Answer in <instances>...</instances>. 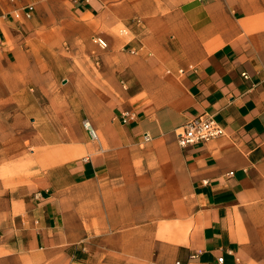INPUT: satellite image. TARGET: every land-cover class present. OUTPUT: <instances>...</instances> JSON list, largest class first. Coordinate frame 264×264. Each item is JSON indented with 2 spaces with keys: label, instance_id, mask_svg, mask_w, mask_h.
Masks as SVG:
<instances>
[{
  "label": "crops",
  "instance_id": "crops-1",
  "mask_svg": "<svg viewBox=\"0 0 264 264\" xmlns=\"http://www.w3.org/2000/svg\"><path fill=\"white\" fill-rule=\"evenodd\" d=\"M0 39V161L13 111L35 147L0 264H264V0H0ZM201 114L223 134L181 146Z\"/></svg>",
  "mask_w": 264,
  "mask_h": 264
},
{
  "label": "built area",
  "instance_id": "built-area-1",
  "mask_svg": "<svg viewBox=\"0 0 264 264\" xmlns=\"http://www.w3.org/2000/svg\"><path fill=\"white\" fill-rule=\"evenodd\" d=\"M72 1L78 2V0H72ZM84 1H88V0H84ZM33 11H34V5L26 4L22 9L14 10L13 16L17 19L21 18L22 16L25 18H31ZM135 23L136 24L140 23V19L136 18ZM121 32L125 33L126 28H122ZM95 40L100 46H106V43L103 39L96 37ZM0 43H1V39H0ZM134 118H136V114L133 110H123L120 112V119L124 123L128 122L129 120H133ZM83 126L88 131V133L92 138H96V132L88 120H85L83 122ZM223 132L224 129L222 125L217 120H215L212 115L201 114L187 121L185 124L181 126L178 142L181 146H186L188 144H194L197 142L210 140L212 138L222 135ZM142 139H143L142 142H148L151 139V137L149 134L144 133L142 135ZM229 173L231 174L232 172ZM34 195L39 196L40 192L36 191ZM217 261L222 262L223 258L218 257ZM175 264H180V262L176 261Z\"/></svg>",
  "mask_w": 264,
  "mask_h": 264
},
{
  "label": "rangeland",
  "instance_id": "rangeland-1",
  "mask_svg": "<svg viewBox=\"0 0 264 264\" xmlns=\"http://www.w3.org/2000/svg\"><path fill=\"white\" fill-rule=\"evenodd\" d=\"M27 4H33L34 8H35V2H29ZM26 5V4H25ZM20 10V9H18ZM33 15V14H32ZM138 17H133L130 22L131 23H135V19ZM123 27L118 26L114 31L112 32H118L120 34H122L121 29ZM66 50H68V46L65 47ZM13 116H12V122L14 125V133H13V140L14 139H19V141L22 142V145L24 147V155L23 157H19L17 159L11 160V161H0V169L2 170V173L4 170L8 171L10 170V172L13 173H18L20 174L23 179L20 180V182L22 180H27L30 178H28V174L31 173L32 168L35 167L34 161L33 159L30 157V152L33 151L35 149L34 145L30 142L29 137H30V132H27V127H23L24 121L23 119H26L25 124H29L31 121L30 119L26 118L25 116L22 115V113L20 111H13L12 112ZM86 120V119H85ZM83 120V122L85 121ZM82 122V124H83ZM16 132V133H15ZM3 133V132H2ZM5 137H2V142H0V151L4 150L5 147V143H4V139ZM7 173V172H6ZM14 176L8 175L7 177L5 176V180H10L13 179ZM27 178V179H26ZM35 179V178H33Z\"/></svg>",
  "mask_w": 264,
  "mask_h": 264
}]
</instances>
